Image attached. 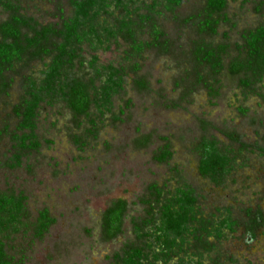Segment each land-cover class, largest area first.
Wrapping results in <instances>:
<instances>
[{"label":"rangeland","instance_id":"1","mask_svg":"<svg viewBox=\"0 0 264 264\" xmlns=\"http://www.w3.org/2000/svg\"><path fill=\"white\" fill-rule=\"evenodd\" d=\"M12 1L40 25L62 26L74 17L72 0ZM205 3L183 0L168 11L164 0H122L119 7L99 0L93 25L103 44L94 36L82 44L70 76L87 81L101 71V87L111 67L122 71L121 90L108 103L99 97L83 118L47 96L37 111L36 151L17 147L23 132L15 107L31 99V85L42 86L52 60L17 64L7 73L9 88L0 93V195L26 198L20 223L3 219L0 239L12 264H118L128 248L143 250V264H264V81L245 90L228 70L243 34L264 26V0H228L214 36L200 33ZM127 14L138 21L151 16L170 42L169 53L152 47L134 56L121 34L111 37ZM8 17L0 7V23ZM190 17L197 19L186 23ZM137 41L152 42V30L140 28ZM199 42L227 47L222 74L213 77L198 65ZM206 144L222 167L203 176ZM167 145L172 157L158 162ZM155 186L163 192L160 206ZM180 189L198 198L194 228L202 232L175 245L174 236L168 242L155 227L158 207ZM118 200L128 202L123 233L107 240L103 215ZM46 210L56 222L37 238Z\"/></svg>","mask_w":264,"mask_h":264},{"label":"trees","instance_id":"2","mask_svg":"<svg viewBox=\"0 0 264 264\" xmlns=\"http://www.w3.org/2000/svg\"><path fill=\"white\" fill-rule=\"evenodd\" d=\"M117 7L122 5V0H114ZM131 1V0H130ZM166 9L175 11L181 6L183 0H164ZM71 6L74 9V17L66 21L62 26L40 25L33 18H29L21 11V7L12 0H0V7L9 14L6 21L0 23V93L6 92L9 88L7 73L14 70L17 64L31 62L34 60H52L49 70L45 73V80L42 86L31 85V99H23L21 104L15 107V112L20 120L19 129L23 132L21 137H16L18 146L23 151H36L40 148V143L35 136V125L38 109L46 97H53L60 100L72 112L76 118L89 117L92 106L101 99L108 103L113 94L118 93L122 87V71L106 68L105 72L108 81L101 87L96 86V80L101 71H97L96 77L90 80L72 78L70 71L75 67L76 61L80 58L81 46L84 43H93L92 36L96 37L99 45L103 44L102 36L96 33L93 25V17L97 16L99 0H72ZM228 7V0H206L199 23L200 33L214 36L217 27L223 19V15ZM131 14L120 22L117 31L110 32L111 37L121 34L126 42L130 43L134 56H141L146 50L155 47L169 53L170 42L165 39V33L157 27L151 16L139 17V21L130 18ZM137 17V16H136ZM199 17V16H198ZM197 19L190 17L186 23ZM141 22V23H140ZM148 27L152 30L153 41L138 43L137 33L140 28ZM105 37V36H104ZM242 45L237 46L238 55L228 66V70L233 77H239L241 86L248 90L253 85L264 81V26L254 31L245 32L242 36ZM194 56L199 66L206 65L213 77L224 72L226 46L214 47L204 42L194 44ZM94 62L90 64L93 66ZM137 69V67H136ZM139 86L146 90L148 85L145 81ZM215 94L213 86L206 85ZM212 88V89H210ZM202 145L205 150L202 159L201 174L208 176L220 170L221 164L216 166L214 159L219 158L214 147ZM172 157L169 145H167L160 155L156 157L158 162H167ZM222 167V166H221ZM156 199L160 206L163 192L156 186ZM26 198L14 195H0V235L7 229L6 221L20 223L26 216ZM198 198L189 189H180L171 199H167L164 205L159 208V225L154 220L156 231L165 237L168 242L174 236V242L191 233L196 235L202 232L194 225L199 222L197 210ZM128 212V202L118 200L114 202L103 215V231L107 240H114L123 233V225ZM6 219L5 223L3 219ZM56 220L43 211L39 215L36 225V237L42 238L55 224ZM148 225V222L145 223ZM150 224H153L150 222ZM203 229L208 231L205 225ZM138 232L142 234L143 229L139 226ZM148 234H142L147 236ZM149 237V235H148ZM160 238V237H159ZM176 245V242H175ZM167 250L172 249L167 246ZM171 249V250H170ZM147 260L142 249H126L123 257H118V264H143ZM0 264H12L5 246L0 239Z\"/></svg>","mask_w":264,"mask_h":264}]
</instances>
